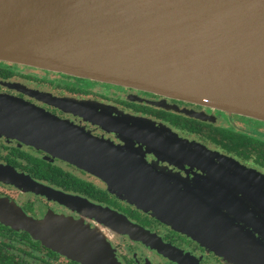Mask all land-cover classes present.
Returning a JSON list of instances; mask_svg holds the SVG:
<instances>
[{"label": "water", "instance_id": "water-1", "mask_svg": "<svg viewBox=\"0 0 264 264\" xmlns=\"http://www.w3.org/2000/svg\"><path fill=\"white\" fill-rule=\"evenodd\" d=\"M0 61L264 122V0H0ZM3 102V132L44 146L100 176L121 197L155 212L233 264H260L259 254L264 260L257 243L228 236V228L206 204L184 203L190 196H178L173 187L183 182L162 178L164 174L151 168L131 145L116 147L20 101ZM63 103L84 119L143 144L175 164L194 165L248 189L238 176L245 174L264 187L262 176L199 143L187 142L164 124L95 101ZM158 105L166 107L164 102ZM181 112L205 120L202 113ZM212 156L222 163L214 162ZM0 180L26 191L41 189L36 182L4 169H0ZM0 219L44 242L59 240L63 250L86 263L118 264L104 238L80 222L62 216L39 222L1 198ZM131 229L142 238L147 235Z\"/></svg>", "mask_w": 264, "mask_h": 264}, {"label": "flooded vegetation", "instance_id": "flooded-vegetation-1", "mask_svg": "<svg viewBox=\"0 0 264 264\" xmlns=\"http://www.w3.org/2000/svg\"><path fill=\"white\" fill-rule=\"evenodd\" d=\"M5 99L17 100L31 110L56 116L81 128L92 138L108 141L116 147L131 145L151 168L164 174L162 178H176L187 186H173L178 196H190L184 203L206 204L212 215H217L228 228L225 230L228 236L238 237L242 243L255 242L258 252H264V187L260 183L239 174L248 185V189H242L229 179L209 174L194 165L182 161L175 164L145 145L73 113L63 102L95 101L124 114L164 124L187 142L199 143L218 156L235 160L264 179V128L253 132L246 126L250 121L264 126L263 121L132 88L0 61V110L6 108ZM161 102L168 108L158 105ZM182 110L202 113L205 120L191 117ZM0 169L28 178L41 188L26 191L0 180L1 199L20 207L39 222L62 216L82 223L104 238L118 264H233L155 212L140 209L121 197L118 190L100 176L44 146L27 144L2 130ZM131 227L147 235L142 238L140 232ZM259 257L260 264H264L263 255ZM0 264L91 263L63 250L59 240L44 242L27 229L0 219Z\"/></svg>", "mask_w": 264, "mask_h": 264}, {"label": "rangeland", "instance_id": "rangeland-1", "mask_svg": "<svg viewBox=\"0 0 264 264\" xmlns=\"http://www.w3.org/2000/svg\"><path fill=\"white\" fill-rule=\"evenodd\" d=\"M224 119V118H223ZM250 125H246L248 129H250L253 132H257L258 128H264L263 124L261 123H255V122H248Z\"/></svg>", "mask_w": 264, "mask_h": 264}]
</instances>
